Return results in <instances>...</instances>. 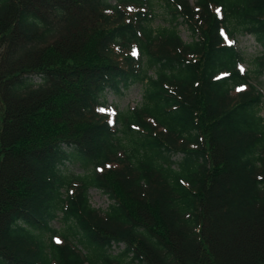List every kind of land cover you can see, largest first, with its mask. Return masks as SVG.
Listing matches in <instances>:
<instances>
[{"label": "trees", "instance_id": "16d2710c", "mask_svg": "<svg viewBox=\"0 0 264 264\" xmlns=\"http://www.w3.org/2000/svg\"><path fill=\"white\" fill-rule=\"evenodd\" d=\"M193 1L0 0V264H264V0Z\"/></svg>", "mask_w": 264, "mask_h": 264}, {"label": "rangeland", "instance_id": "374dc122", "mask_svg": "<svg viewBox=\"0 0 264 264\" xmlns=\"http://www.w3.org/2000/svg\"><path fill=\"white\" fill-rule=\"evenodd\" d=\"M154 2V21L152 22V27L154 29L167 26L169 22V16L165 13V9L160 5L159 0H152ZM187 2L192 5L193 0H187ZM180 37L184 43L190 42L189 33L182 27L179 28ZM233 40H227V43L233 44V46L239 51L243 57L244 62L240 66V69L243 72H252L255 69V59L261 54V48L257 45L254 38L250 35H244L242 32H237L233 34ZM151 74V73H149ZM252 84L256 89L261 92L264 96V76H261L260 79H254ZM141 87L139 85H134L126 90L122 95L116 97L115 95L108 93L106 95V105L107 110L114 116L117 112H124L127 110H132L139 106L142 102L141 97ZM114 126V125H113ZM176 157L175 159H177ZM69 172L75 175H81L82 171L79 168L69 167ZM89 200L91 206L98 211H105L110 204L107 197L96 189L89 190ZM61 223L59 220L53 222L52 227L54 229H59ZM123 248V245L120 248H115L114 253H118Z\"/></svg>", "mask_w": 264, "mask_h": 264}, {"label": "snow or ice", "instance_id": "6c2138e0", "mask_svg": "<svg viewBox=\"0 0 264 264\" xmlns=\"http://www.w3.org/2000/svg\"><path fill=\"white\" fill-rule=\"evenodd\" d=\"M218 12H219V10H217ZM238 91H239V89H238Z\"/></svg>", "mask_w": 264, "mask_h": 264}]
</instances>
